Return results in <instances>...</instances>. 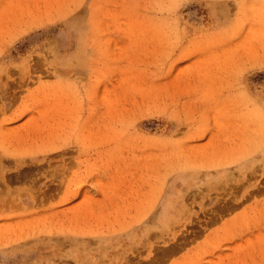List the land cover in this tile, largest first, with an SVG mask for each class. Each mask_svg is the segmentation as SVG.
<instances>
[{
	"label": "rangeland",
	"instance_id": "obj_1",
	"mask_svg": "<svg viewBox=\"0 0 264 264\" xmlns=\"http://www.w3.org/2000/svg\"><path fill=\"white\" fill-rule=\"evenodd\" d=\"M0 264H264V0H0Z\"/></svg>",
	"mask_w": 264,
	"mask_h": 264
}]
</instances>
